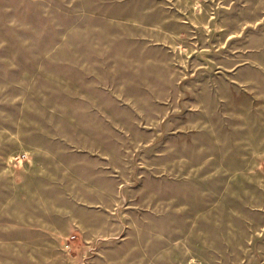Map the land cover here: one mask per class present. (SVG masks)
<instances>
[{
	"label": "rangeland",
	"instance_id": "374dc122",
	"mask_svg": "<svg viewBox=\"0 0 264 264\" xmlns=\"http://www.w3.org/2000/svg\"><path fill=\"white\" fill-rule=\"evenodd\" d=\"M0 264H264V0H0Z\"/></svg>",
	"mask_w": 264,
	"mask_h": 264
}]
</instances>
